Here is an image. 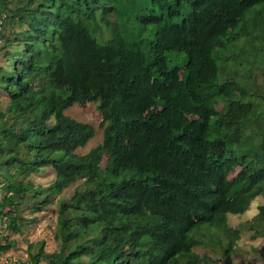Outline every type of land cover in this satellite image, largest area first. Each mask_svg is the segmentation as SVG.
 <instances>
[{
	"label": "trees",
	"instance_id": "obj_1",
	"mask_svg": "<svg viewBox=\"0 0 264 264\" xmlns=\"http://www.w3.org/2000/svg\"><path fill=\"white\" fill-rule=\"evenodd\" d=\"M262 37L264 0H0V230L82 182L59 204L58 250L30 244V264H214L193 251L206 226L234 264L242 228L264 239V206L228 223L264 197V94L245 65L264 68ZM89 103L106 128L81 155L96 131L65 112ZM15 245L1 236L0 254Z\"/></svg>",
	"mask_w": 264,
	"mask_h": 264
},
{
	"label": "rangeland",
	"instance_id": "obj_2",
	"mask_svg": "<svg viewBox=\"0 0 264 264\" xmlns=\"http://www.w3.org/2000/svg\"><path fill=\"white\" fill-rule=\"evenodd\" d=\"M28 0H24V2ZM16 31H20L18 28ZM262 44L264 46V37H262ZM4 42H0L2 45ZM250 50L242 49L240 55L243 57ZM264 54V53H262ZM149 55V54H147ZM170 66L180 65L182 66L186 61L184 53H170L169 55ZM3 57L0 53V64L3 62ZM2 60V62H1ZM249 71L250 78L246 81L248 90L251 92L257 91L264 94V68L260 71H255L249 68V65L245 64ZM244 66V65H243ZM9 105L8 96L0 91V111H5ZM66 115L80 122L90 124L96 131L95 137L84 148L77 150L78 154L84 155L97 147L103 142L104 130L106 125L103 124V118L98 110V103H89L86 106L75 105L69 108ZM31 180L35 186L48 187L55 180V172L51 167L43 169L42 172L31 176ZM82 182H78L68 189H66L61 195L53 197V200L47 207L38 213H30L29 207H25V211L22 213L26 225L22 229L21 234H14L7 232L5 229L0 230L1 236H8V240L15 241L16 245L13 249L5 254H0V264H30L28 247L30 244H36L40 241L46 243L45 250L47 253H54L59 248V243L56 241V230L58 226L59 216V204L63 201H69L75 193L78 187H81ZM1 195V193H0ZM260 206H264V197H258L255 199L250 209L244 215H229L228 223L231 228H240L243 224L250 222L259 213ZM203 246L195 248L193 251L201 256H210L215 262L214 264H223L221 260L222 255L220 246L217 243H226V238H223L219 231H214L210 227H203ZM241 239L237 243L236 253L233 255L234 264H264V239H253V232L247 228L241 229ZM5 244V241L2 242ZM40 264H47V262H41ZM181 264H185L182 261Z\"/></svg>",
	"mask_w": 264,
	"mask_h": 264
}]
</instances>
